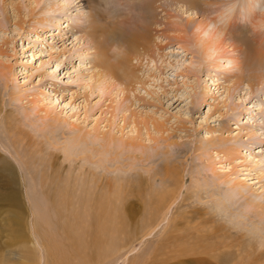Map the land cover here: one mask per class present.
<instances>
[{"label": "rangeland", "instance_id": "rangeland-1", "mask_svg": "<svg viewBox=\"0 0 264 264\" xmlns=\"http://www.w3.org/2000/svg\"><path fill=\"white\" fill-rule=\"evenodd\" d=\"M86 4L0 0V264H82L61 226L82 197L129 212L132 235L112 233L97 264H264V78L250 89L225 58L200 61L184 30L190 11L171 0L153 2L157 18L182 16L156 46L129 55L113 45L105 58ZM121 57L130 80L103 70ZM13 217L22 239L7 234ZM174 247L195 253H162Z\"/></svg>", "mask_w": 264, "mask_h": 264}, {"label": "bare ground", "instance_id": "bare-ground-1", "mask_svg": "<svg viewBox=\"0 0 264 264\" xmlns=\"http://www.w3.org/2000/svg\"><path fill=\"white\" fill-rule=\"evenodd\" d=\"M81 1L87 3L86 7L90 10L89 15L91 16V22L88 26L87 35L94 43V48L100 52L103 57L105 56V58L107 57L108 48L113 45L125 47L126 54H131L138 48H143L145 52L150 50L156 46L154 36L158 35L160 31L164 32L170 25L176 27L181 22L180 19H182L180 18L181 15H179V17H173V15L163 10H161V12L163 11L164 15L157 18L155 6L153 5L155 0H123V2L115 0V2L118 1L126 7V11L124 12L120 11L119 3V7L117 5L115 9L113 5L110 7L107 3L112 0H104L103 3L105 2L108 4L107 11L105 10L106 14L103 13L100 8V5H103L101 0H79V2ZM232 1L233 0H171L172 3L174 2L176 4L180 2L179 5L183 7V13L190 11V15H194V17H188L190 15L187 14L183 25L184 30L187 29L190 32L191 42L188 43L199 56V60H208L209 62L207 64L209 66L212 65L217 67L220 64V62H218L219 59L221 57L225 58L226 64H229L231 69L235 67L237 69L236 71H238L234 78V83L239 85L245 82L251 89L254 87L253 85L258 84V82L264 78V10H257L258 12H256L260 2L264 4V0H246L245 3H242L241 0L238 3L237 0H234V2ZM234 6L236 7L235 10ZM220 22H222L223 25H219L218 23ZM248 24H250L251 27L247 26ZM188 26L190 27L188 28ZM154 27L162 28V30L155 29ZM180 39L182 40L179 41L181 46H188L187 43H183L184 39ZM226 46H230L231 51L235 50L237 52L236 56H228L229 54L225 55V53L228 52L225 49ZM128 58L129 57H121L116 63L109 62L108 59H106L101 62L103 70H105V73L112 79L119 80L125 78V80H130V74L133 70H130V68L125 70L127 68L126 62L129 60ZM119 69L121 71L123 70V75L119 74ZM0 73H2V71H0ZM253 131L251 127H248L245 134L249 139L252 137ZM105 140L108 141V138L106 137ZM224 140L225 139H221V141ZM232 140H235V138H227L225 141L231 142ZM124 143L126 145L130 144V142L127 141H124ZM131 144V146H136L134 143ZM232 144L234 146L227 145L222 149V152L224 154H226V152H234V150H236L235 143ZM9 185L10 182L7 183V187H9ZM82 199L83 204L81 211L73 210L72 215L69 217L70 219L66 218L64 215L67 220H64L63 224L60 221L57 222L59 225L61 223V226H63V231L66 237L72 242V248L82 264H97L100 260L106 258V255L108 256V248L110 249L114 244L111 238L112 235L117 233L118 236H121L119 238H122V235L124 238L132 235L131 230L126 231L129 225V212L127 213L128 209L125 210L126 213H122L124 210L122 212H119V210L117 212L120 214L118 213L119 215L116 216L114 211H116L118 206L116 205V208L113 207V205H111L113 203L112 201V203L109 204L110 202L107 203L105 200L97 199V201L92 204L86 200V197H82ZM58 200L60 201L57 202L56 205L62 204L65 201L62 198ZM247 206L249 205L247 204ZM255 206L260 207V204H255ZM56 215L61 218L60 211H58ZM12 220L14 221L11 222L13 225L8 228L7 234L11 237L10 239H22L21 233L23 230L20 228L21 222L17 221L16 217H13ZM110 222H113V225H110ZM145 231L143 230L142 234H144ZM211 233L212 232H207L206 236L211 235ZM174 239H178L174 241V243H177V245L181 244L178 242L180 239L178 236L175 235ZM46 246L45 248L48 255L52 256L51 261L54 262L53 257L55 253L49 249L48 244H46ZM162 253H170L169 257L176 258L180 255L183 257V255L195 252L190 248L186 250L183 248L182 250L175 249L172 251L169 249L168 252L162 251ZM206 253L211 257L209 252ZM30 255V252L27 251L23 258L29 259ZM4 258V256H0V261L4 260ZM61 262L60 260L57 264H63ZM53 264H56V262Z\"/></svg>", "mask_w": 264, "mask_h": 264}]
</instances>
